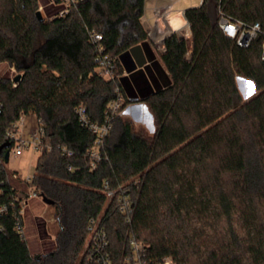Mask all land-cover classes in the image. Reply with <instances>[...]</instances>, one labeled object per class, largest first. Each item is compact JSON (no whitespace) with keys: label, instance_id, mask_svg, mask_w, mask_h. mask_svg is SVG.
<instances>
[{"label":"trees","instance_id":"1","mask_svg":"<svg viewBox=\"0 0 264 264\" xmlns=\"http://www.w3.org/2000/svg\"><path fill=\"white\" fill-rule=\"evenodd\" d=\"M144 1L85 0L64 17L39 22L38 0H0V63L20 73L15 86L0 78V157L8 150L4 134L21 113L42 120L46 143L73 151L70 158L38 155L28 184L11 179L0 164L6 203L13 180L53 202L57 225L51 250L31 254L9 209L0 264H128L131 239L142 245L148 264H264L261 39L239 48L221 33L217 13L219 7L231 19L264 28V0H201L185 9L191 40L171 32L159 54L170 84L129 100L119 77H99L87 37L89 30L100 33L121 76L120 55L147 40ZM237 78L253 84L254 96L242 99ZM116 90L121 109L146 105L153 134L114 115L103 144L106 159L89 172L94 136L74 110L83 104L90 121L101 122ZM122 197L127 219L117 210ZM90 220L106 235L99 252L90 244L84 250Z\"/></svg>","mask_w":264,"mask_h":264},{"label":"built area","instance_id":"2","mask_svg":"<svg viewBox=\"0 0 264 264\" xmlns=\"http://www.w3.org/2000/svg\"><path fill=\"white\" fill-rule=\"evenodd\" d=\"M47 6L54 8V13L51 14L48 18H44V9L42 5H38L37 11L40 12L43 19L53 20L55 18L64 17L69 13L70 10L76 8L79 4L83 3L85 0H46ZM170 5H165L154 10V13L157 15L165 16L169 14ZM218 28L221 33L229 40L234 42L236 46L242 49L248 48L251 43L260 38V59L264 63V28L260 22L246 23L238 19H231L225 14H223L218 7ZM46 16V15H45ZM173 19L176 21H181L183 26H180V30L183 28H188L189 25L185 19L184 12L178 11L174 14ZM175 32V31H173ZM180 32V31H179ZM178 33V32H177ZM182 36L185 33H178ZM88 43L92 45L94 51V61L97 64L96 71L99 77L105 80H114L118 78L115 73V62L114 59L110 58L106 54L100 44L101 35L96 30L88 31ZM147 40H149L156 49L163 47V37L156 33L155 28H149L147 30ZM11 71H14V66H11ZM15 86L13 79H10ZM245 83L249 81L245 80ZM251 83V82H250ZM252 84V83H251ZM253 85V84H252ZM117 96L112 100L107 109L104 111L103 118L101 122H92L90 121L86 108L83 104H79L74 113L77 116L78 122L85 127L93 136L94 142L93 147L87 152L88 158V170L89 172L94 171L98 164H100L104 159H106L103 152L104 140L108 137L111 131V118L114 115H122V96L116 90ZM1 110V103H0ZM25 113H21L17 120L10 125L3 137V143L6 148V143L8 146V161L9 158H19L25 154H37L42 153H56L60 157L70 158L73 156V151L67 148L64 145L56 144L52 145L45 142L44 139V124L40 118L35 117L36 126L32 128L27 137H23V126L25 123ZM7 161V162H8ZM0 164L5 167V162L3 155L0 157ZM67 170L71 171L70 166L67 167ZM11 179L21 181L22 183L28 184L31 181L32 175L23 176L18 172L10 173ZM10 190L12 194L8 196V201L6 203V181H0V233H3L6 228V213L9 209L13 210L14 217V230L23 235V211L27 205V202L31 198L38 197L33 189L31 188H15L11 187ZM104 194L108 200L113 199L114 192L107 188V184L104 185ZM39 198V197H38ZM41 198V197H40ZM117 210L122 214L126 219L128 218L130 208L129 203L126 197L117 199ZM90 226L88 227L89 235H91V240L94 241L92 244V252L101 251V247L105 245L106 235L102 229L97 228L96 222L90 220ZM102 245V246H101ZM131 251L133 253V258H128L125 260L128 264H148L144 260V248L142 245L135 240L131 239L129 241ZM99 259V258H97ZM103 264H107L105 261H101ZM162 264H170V262L165 261Z\"/></svg>","mask_w":264,"mask_h":264},{"label":"rangeland","instance_id":"3","mask_svg":"<svg viewBox=\"0 0 264 264\" xmlns=\"http://www.w3.org/2000/svg\"><path fill=\"white\" fill-rule=\"evenodd\" d=\"M39 4L42 5L44 9V18L49 17L53 14L54 8H50L47 6L46 0H38ZM180 2L176 5L178 8H190V7H197L201 0H179ZM180 6V7H179ZM177 10V9H176ZM11 66L8 63H0V78H9L13 79L15 76H20V73L14 69L11 71ZM119 77V76H118ZM237 87L240 92L242 99L245 101L255 94V89L248 88V83H245V79L237 78L236 79ZM252 91V94L249 96L247 93ZM145 105V104H144ZM146 106V105H145ZM126 107V106H125ZM122 109V117L131 121L134 128L142 129L147 135H152L154 128L152 116L148 118L145 115L143 120L137 122L132 118L126 116L123 113ZM148 113L149 110L146 107ZM151 115V114H150ZM25 123L23 126V137H27L30 130L36 126L35 124V117L31 113H26L25 115ZM37 154H25L19 158H9V161L5 164V169L8 173L11 172H18L21 173L23 176L32 175ZM12 186L15 188H23L24 186L18 185L17 183L12 180ZM23 236L27 243V246L31 252V254H40L45 253L51 250L53 241H54V233L57 230V225L54 221V214L53 209L42 202L41 198L35 197L31 198L28 202L26 207L23 211ZM91 235L86 237V241L84 244V250L88 249V246H93L94 241H90ZM90 248V247H89Z\"/></svg>","mask_w":264,"mask_h":264},{"label":"crops","instance_id":"4","mask_svg":"<svg viewBox=\"0 0 264 264\" xmlns=\"http://www.w3.org/2000/svg\"><path fill=\"white\" fill-rule=\"evenodd\" d=\"M179 2V0H145L141 20L146 30L155 28L156 33L163 37V39L173 31L178 33L181 32L185 33L184 37L190 41L191 33L189 27L180 30L179 28L183 26V23L173 19L175 13L178 11L184 12V10L187 9L181 8L180 6V8H178L176 5ZM165 5H170L171 7V12L169 14L163 17L154 13L155 9ZM140 46L146 58V63L142 68L135 66L129 52L120 55L119 58L122 75L119 76L118 80L122 84L123 95L129 100L141 99L170 84L169 76L159 59V54L163 52V47L156 49L149 40L144 41ZM123 113L137 122L143 120L145 115L148 116V118L151 117L146 106L142 102L129 103L123 110Z\"/></svg>","mask_w":264,"mask_h":264},{"label":"water","instance_id":"5","mask_svg":"<svg viewBox=\"0 0 264 264\" xmlns=\"http://www.w3.org/2000/svg\"><path fill=\"white\" fill-rule=\"evenodd\" d=\"M35 17L39 22H42L44 20L43 17L41 16L40 12H38V11H36ZM128 52H129L130 56L132 57L136 67L142 68L145 65L146 58L144 56L143 50H142L140 45L133 46L132 48H130L128 50ZM19 79H20V76H15L13 81L17 82ZM3 159H4V162L7 163V161H8V153L7 152L4 153ZM41 200L46 205H52L53 204L52 201L47 200L44 197H41Z\"/></svg>","mask_w":264,"mask_h":264},{"label":"snow or ice","instance_id":"6","mask_svg":"<svg viewBox=\"0 0 264 264\" xmlns=\"http://www.w3.org/2000/svg\"><path fill=\"white\" fill-rule=\"evenodd\" d=\"M248 88L251 90V89H253V85L249 82L248 83ZM252 94V91H249L248 93H247V95H251Z\"/></svg>","mask_w":264,"mask_h":264}]
</instances>
